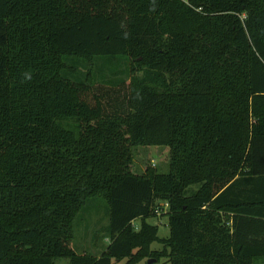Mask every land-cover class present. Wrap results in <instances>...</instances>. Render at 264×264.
Wrapping results in <instances>:
<instances>
[{
	"label": "trees",
	"instance_id": "16d2710c",
	"mask_svg": "<svg viewBox=\"0 0 264 264\" xmlns=\"http://www.w3.org/2000/svg\"><path fill=\"white\" fill-rule=\"evenodd\" d=\"M140 146H167L168 171L135 172ZM96 197L109 243L77 253ZM162 257H264V0H0V264Z\"/></svg>",
	"mask_w": 264,
	"mask_h": 264
},
{
	"label": "rangeland",
	"instance_id": "374dc122",
	"mask_svg": "<svg viewBox=\"0 0 264 264\" xmlns=\"http://www.w3.org/2000/svg\"><path fill=\"white\" fill-rule=\"evenodd\" d=\"M105 60V59H103ZM110 59H107V61ZM117 59H111V64L105 63L102 60H97L96 67L92 78L97 82H103L105 79L110 78L108 75L113 71H117ZM120 70H124L123 62L119 63ZM96 73H98L96 75ZM87 66L82 64L78 66V75L86 77ZM101 74H106L102 77ZM120 77L128 79L127 75L123 72ZM104 78V79H101ZM96 88L100 90L102 87L97 83ZM169 163V149L167 146H143L137 147L134 152V160L132 169L135 172H143L147 166L155 167L159 172H167ZM197 185H192L189 190L195 189ZM107 203L104 199L96 197L91 198L81 209L74 220V236L71 241L72 249L77 253L87 252L93 255L101 254L109 243V235L106 231L108 226L107 216ZM148 221L158 226V236L163 238L169 234V226L167 216L165 214L150 217ZM161 244L154 242L152 249H160ZM148 262V260H147ZM151 264H166V258L162 257L158 262L155 260L150 261ZM55 264H68L66 258H58ZM113 264H125V260L114 262ZM137 264H145V260ZM254 264H264V257L255 259Z\"/></svg>",
	"mask_w": 264,
	"mask_h": 264
},
{
	"label": "built area",
	"instance_id": "2783aa9c",
	"mask_svg": "<svg viewBox=\"0 0 264 264\" xmlns=\"http://www.w3.org/2000/svg\"><path fill=\"white\" fill-rule=\"evenodd\" d=\"M167 207H168V204L166 202H161L158 207L155 208L154 210V213L156 215H161V214H164L167 210ZM137 222L134 221L131 223V225L135 228V229H138V224H136Z\"/></svg>",
	"mask_w": 264,
	"mask_h": 264
},
{
	"label": "water",
	"instance_id": "95a60500",
	"mask_svg": "<svg viewBox=\"0 0 264 264\" xmlns=\"http://www.w3.org/2000/svg\"><path fill=\"white\" fill-rule=\"evenodd\" d=\"M150 261H151V260H148V262H147V263H148V264H151V262H150Z\"/></svg>",
	"mask_w": 264,
	"mask_h": 264
}]
</instances>
